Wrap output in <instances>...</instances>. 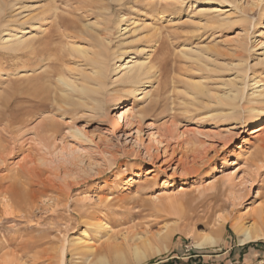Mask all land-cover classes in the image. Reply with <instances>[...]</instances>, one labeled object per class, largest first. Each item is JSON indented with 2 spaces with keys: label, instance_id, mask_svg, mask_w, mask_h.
Masks as SVG:
<instances>
[{
  "label": "rangeland",
  "instance_id": "rangeland-1",
  "mask_svg": "<svg viewBox=\"0 0 264 264\" xmlns=\"http://www.w3.org/2000/svg\"><path fill=\"white\" fill-rule=\"evenodd\" d=\"M5 1V5L9 1L17 4L12 11H3L9 21L6 29L21 35L24 27L30 31L27 37H44L45 31L75 35L71 29L58 28L52 17L43 24L40 16L52 14V6L59 7L54 13L72 26L91 23L98 27L110 17L114 26L119 22L128 27L120 34L114 29L116 44L120 43L117 48L123 54L118 64L131 57H149L158 66L159 57L167 53L170 92L150 107L159 86L164 87L158 72L146 90L149 95L134 97L130 84L117 82L98 104L90 100L84 104L76 94L72 104L39 112L22 128L16 123L21 116L18 92L27 84L20 82L18 58L0 50V106L4 107L3 118L15 119L9 124L2 120L0 129L11 125L15 138L9 147L16 143L17 149L0 164V192L18 171L23 173L26 155H32L34 162L29 166L33 175H39L31 187L35 198L24 203L25 208L13 206L9 197L0 198V264H60L63 246L67 247L65 264H264V128L255 131L264 127V110L250 95L256 89L255 80L260 81L257 89L264 86V13L259 16L264 0H253L261 7L252 8L248 17L237 20L239 12L233 13V23L216 30L210 28L209 19L215 14L207 13L213 3L203 0H187L166 11V1L174 0ZM155 34L165 39L166 52L161 51L160 40L157 44L153 38ZM69 38L62 39V46ZM246 38L248 71L239 80L240 63L231 49ZM197 48L203 50L202 55L192 57L190 49ZM64 55L69 57L65 58L69 71L79 78L78 70L87 67L78 56L73 58L67 51ZM47 63L38 60L31 66L53 67ZM118 72L111 75L113 80L122 73ZM195 82L208 87L206 94L191 87ZM233 84L245 89L240 105L259 107L257 117L243 107L218 103ZM189 93H195L198 100ZM8 98L11 101L5 106ZM118 99L131 103L116 109ZM141 115L144 119L139 120ZM43 117L55 119L59 128L57 134L49 133L53 138L45 147L34 130L44 123ZM76 129L82 136L74 133ZM44 180L51 182L48 195L39 193ZM6 198L14 209L5 205ZM234 223L257 227L259 236L243 243L245 236L235 231ZM173 225L179 231L171 234L169 242H153L154 247H142L140 254L129 252L128 241H123L125 236L147 232L145 240ZM139 241L132 238L128 243ZM115 244H120L118 254L110 252ZM100 247L104 250L99 253Z\"/></svg>",
  "mask_w": 264,
  "mask_h": 264
},
{
  "label": "bare ground",
  "instance_id": "bare-ground-1",
  "mask_svg": "<svg viewBox=\"0 0 264 264\" xmlns=\"http://www.w3.org/2000/svg\"><path fill=\"white\" fill-rule=\"evenodd\" d=\"M186 1L187 0L166 1L165 4L167 7H165V11H166V8H168V7H170L169 9H171L172 7L177 8V6H182V4H184ZM196 1H202V0H196ZM203 1H205L206 3H213L211 6L209 5L210 10H207L208 11L207 13H212V14L214 13L215 14L213 16H210V18H209L210 20L212 19V22H210V28L213 30L215 28L217 29V27L218 28L221 26L226 27V26H229L231 23H233L234 20H233V18L231 19V16L233 13L239 12L237 20H239L241 18L243 20L244 18L248 17V12L250 10H252V8H254L255 6L257 8L259 7L257 4V2H259V1L253 2V0H251L252 2L250 0H245V3L242 2V0H203ZM5 2H6L5 0H2V1L0 0V50L6 51L5 53H10L9 55H13V57L16 56L18 58V62L20 64V68H19V70H20L19 78H21L20 82L27 84L24 87L21 86L19 89V92L17 91L20 94V98H21L20 102H19L20 106H18L21 116L16 121V123H19L18 127L26 126L27 122L29 123L31 121L30 119H29L30 121H28V118H34V116L39 112L43 113L50 108H55L56 106L58 108L62 109L64 107V105L72 104L71 103L72 99L75 98L76 94L79 95L80 100L84 104H89V102H91V101L94 104L95 103L98 104L104 98L105 93L110 92L112 86L117 82H121V83L124 82V83L130 84L131 89L129 90V93H131L134 97H137L138 95L145 93L147 88L149 86L153 85L154 81L152 79V76H154L156 78L155 73H158V72H160L158 75L159 76L161 75L160 76L161 77L160 83H161L162 79H164V82H162V83H164L163 84L164 87H163V89H161V86H159V89H157V91H156L157 93H155L157 95V98L154 100H150V102H149L150 107L153 108L161 100L166 99V95H168L167 93L170 92L169 89L167 88V79H166L169 75V72H168L169 70H167L168 69V57H167L168 54L167 53H166L167 55L163 54L162 58L159 57L160 58V64L158 66L155 63L148 61L149 57L147 59H143V60H140V59L135 60L133 57H131V58H128L125 63H123V62L121 63V61H120V64H118L119 58L121 60V58H123V54L120 53L119 48H117L120 46V43L116 44V43H118V41H116V38L114 37V35H115L114 29L116 27L118 33L120 34L122 31L126 32L128 27H122V25L119 24V22H118V24L116 23V25L114 26V23L110 17H107L106 21L103 20V22H99V23L97 22L98 24L95 22L98 25V27L100 25L99 28L97 26L96 27L93 26L91 23H83L84 22L83 20H81V21H83L82 25H79L77 23L76 24L77 26L76 25L72 26L73 24L71 25L70 24L71 22H69V24H68V20H66L65 17H61V15H59L58 12L54 13V9L56 10L59 7L52 6L50 8V10L53 11L52 14H48L46 12H43L42 17L40 16L43 24L45 22H47L52 17L56 21V25L58 26V28L66 27V30H67V28L71 29V33H75V35H70V33L67 35L66 34L62 35L61 32H60V34L55 33V32H54V34H52L53 31H48L49 33H46V31L44 30L45 33H44V31L42 32V33H44V37L42 35H40L42 37H39L37 34H34L32 36L30 35L27 37L26 33L30 32V31H26L24 29V27L21 28V32H22L21 35H19L18 33H12L11 31H8L6 29V27H7L6 22H9V21H6V18H5L6 13H4L3 11L8 9L9 10L8 12H10V11H12L13 8L16 7L17 4L15 3L16 1L15 2L9 1V3H6V5H5ZM202 9L204 10V8H202ZM263 13H264V6L260 8L259 16ZM7 14H9V13H7ZM158 15H160V14H158ZM79 20H77V21H79ZM122 21H123V19H121L120 22H122ZM74 22H76V21L74 20ZM235 22H236V20H235ZM51 25H52L51 27L55 26L54 24H51ZM33 26H36V25H33ZM72 29H75L76 32H72ZM57 32H58V30H57ZM63 33H66V32H63ZM155 35L153 38L157 41V44L159 43V40H160L159 44H161L160 45L161 51L166 52L165 49L168 45H166L165 39L163 37H161L160 34H158L159 38H156L158 35H156V36ZM68 37H70L69 40L67 42L65 41L67 44L65 45V42H63L64 44L62 46V41L64 39H67ZM58 38H60V40H58ZM84 38H86V40ZM56 40H57V42L61 41V43L58 42L60 45L59 44L57 45V43H54ZM85 43H86V45H84ZM57 46H60L62 48H58ZM115 46H116V48H115ZM247 49H248L247 38L244 40H239L237 42V44L234 45L233 49H231L235 52V56H236V58H238L239 63H240V64H237V65H239L237 67V71L239 73V75L237 77H239V80H244V78H246V75H247V71H248V62L247 61L248 60H247V57L245 55V53L247 52ZM65 51H67L69 56H71L73 58L78 56L79 59H77V60L82 61L83 62L82 65L84 64L85 68L87 67L86 69L89 68V71H87L86 69H83V68L78 70L80 73V74L78 73L79 78L76 77L73 72L71 73L70 72L71 70L69 71V69H71V68H68L66 65L69 57L67 58L64 55ZM190 52H192L191 53L192 57H194L195 55L201 56L202 55L201 52L203 53V50L201 51L200 48L198 50L190 49ZM221 53H224V52H220V54ZM78 57H76V58H78ZM204 57H205V55H204ZM65 58H67V60H65ZM38 60H40V62H48V63L52 62L53 67H49L47 65L44 68V65H42L43 69L42 68L38 69L36 64L34 67H32L31 64L35 61H38ZM64 65H65V67H64ZM217 68H219V67H217ZM9 69H11V68H9ZM1 70H4V69H1ZM66 70H68V71H66ZM72 71H74V69H72ZM118 71H121L122 73L120 74V76H118L116 79L113 80L111 78L112 77L111 75L113 73L118 72ZM56 77H57V79H56ZM53 82H54V84H53ZM259 83H260L259 80H255L253 85L255 86L256 89L255 88H254L255 90L252 89L253 92L250 95H251V100L253 101V103L255 101V102L259 103L258 105H260V102H261L262 105L259 107L264 110V104H263L264 103V86H260L262 88L257 89V87H259V86H257V84H259ZM221 84H222V86L224 85L223 87H226V85H227L225 82H222ZM53 85H55V86H53ZM62 85H64V87ZM191 87H193V89H195V90H199V92L201 94H206L205 89L208 88L206 86H201V83H199V82L193 83L191 85ZM227 90H229V91H227L225 94L221 95L218 98L219 99L218 103H221V102L226 103L227 102V104L229 103V104L236 106L238 108H241V109L243 107L244 111H247L248 115L252 116L253 118L257 117L256 113L260 110L259 107L257 108L255 106H251L249 108H246L247 109L246 110L244 106L239 104L240 100L242 99V97L245 93V89L239 87L238 84H235L233 86V88H231V89L228 88ZM199 92L197 94H199ZM148 93L149 92H146L144 95H149ZM155 94H153V95H155ZM189 94H190V96L195 97V99H197V97L195 96V93L194 94L189 93ZM10 99L11 98L7 99L5 106L9 105V103L11 101ZM17 99H19V98H17ZM130 103L131 102L129 100H126V101L121 100L120 101L118 99L117 102H115V104H116L115 108L116 109H123L124 107L129 106ZM0 107H2V106H0ZM152 108H150V109H152ZM2 109H4V107L1 108L0 122L4 119H6L8 121V124L11 122H15L14 118H11V119L9 117L3 118L5 115H4V111H2ZM146 110H148V109H146ZM236 110L234 112H237ZM19 111H17V112H19ZM144 111L145 110L143 109L141 113H143ZM241 112L242 111H239L238 113L241 114ZM12 117H13V115H12ZM122 117L124 118L125 114L124 115L121 114V118ZM42 119H43L42 122H44V123L41 122L42 125H40V126L37 125L38 127L34 130H35V134L37 135V137L40 138V139L37 138L38 141H40L41 143L44 142L43 144L45 147V145L48 144L49 140L51 138H53L52 135H55L59 132V128L57 127L58 123L56 122L55 119H53V118L47 119V117H43ZM142 119H144V115H141L139 117V120H142ZM5 125L6 126L2 130L0 129V138L3 139V141L0 142V164L2 161H6V158L9 155H11V153H13L12 150H14L16 148V143H15V145L13 144L14 147H9V143H11L10 139L15 138L13 136V135H15V133H13V131H12L13 128L12 129L10 128L11 125L10 126H8L7 124H5ZM263 128L264 127L259 126L255 131L256 132L262 131ZM4 131L7 132V134L10 136L9 139L5 138L3 136ZM49 133H52V135H50ZM74 133L77 136H82V132L80 129H76L74 131ZM12 143H14V142H12ZM15 151H17V149H15ZM33 162H34V159L32 158L31 154L26 155L24 157L23 165L21 164V168H22L21 170H23V173L18 171L16 173V175L11 178V181H9L7 185L1 184L3 189H1L0 198H1V196H2V198H3V196L9 197L14 202L13 206L17 205L18 207H22L23 204L27 203V202L29 204V201H31L33 198H35V195L33 194V192H32L33 190L31 189V187L35 184L34 177H38L39 175L36 173H34L36 175H33L34 169H32V167L29 166V164H31ZM50 183L48 181L44 180L43 184H42L43 185L42 188L39 189V193L42 195H48V191L51 188ZM9 198H6L5 201H7V202L2 201V203L4 202L6 206L12 207V206H10L11 204H8V202L10 201ZM32 202H35V201H32ZM3 207H5V206L3 205ZM22 208H25V207H22ZM12 212H15V211H12ZM28 214H29V212H28ZM100 225H102V224H100ZM233 227L237 233H242L245 236V239H242L243 243H245L246 241H251L253 239H256L259 236V234H257L258 229L255 226L254 227H247L243 223H241V224L240 223H234ZM178 228H179L178 225H173V227L172 226L169 227L168 231H165L164 233H163V231L162 232H153L151 234V236H149V237L147 236V238H145V240H144L143 236H145L147 234V232L143 236L142 235L136 236L137 234L135 236H125L123 241L129 242V240H132V238L135 239V241L140 240L139 241L140 243H135V244H129L127 242L129 252L130 251L133 252V250H134V252H137L140 254L141 250H143V248L147 250L150 248V246L152 247L153 242L163 243V242L168 241L171 237V234H174V232L179 231ZM102 231H103V229H102ZM98 232H99V230H98ZM111 240H112V238H111ZM122 244H123V242H122ZM198 246L201 247L202 245L199 244ZM62 248L63 249L61 250L62 251V255H61L62 257H61V263L60 264H65L67 247L63 246ZM119 248H120V244H117V245L115 244L113 247L111 246L110 252L112 254H114V253L116 254L117 251H119L118 250ZM125 248H126V246H125ZM86 249H89V251H92L93 247L87 246ZM103 250H104V247H100L97 251L100 253ZM145 253H147V252H145ZM18 262L19 261H17V263ZM18 264H24V263L20 262Z\"/></svg>",
  "mask_w": 264,
  "mask_h": 264
},
{
  "label": "trees",
  "instance_id": "trees-1",
  "mask_svg": "<svg viewBox=\"0 0 264 264\" xmlns=\"http://www.w3.org/2000/svg\"><path fill=\"white\" fill-rule=\"evenodd\" d=\"M250 245H253V244H250ZM249 245V246H250ZM248 246V245H247ZM163 264H172V262L171 261H167V263H163Z\"/></svg>",
  "mask_w": 264,
  "mask_h": 264
}]
</instances>
